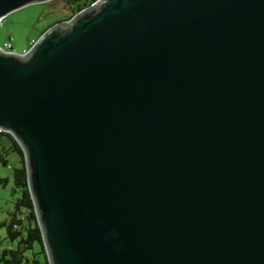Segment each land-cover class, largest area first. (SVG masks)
<instances>
[{
    "label": "water",
    "instance_id": "water-1",
    "mask_svg": "<svg viewBox=\"0 0 264 264\" xmlns=\"http://www.w3.org/2000/svg\"><path fill=\"white\" fill-rule=\"evenodd\" d=\"M0 130L49 264H264V0H96L0 49Z\"/></svg>",
    "mask_w": 264,
    "mask_h": 264
},
{
    "label": "trees",
    "instance_id": "trees-1",
    "mask_svg": "<svg viewBox=\"0 0 264 264\" xmlns=\"http://www.w3.org/2000/svg\"><path fill=\"white\" fill-rule=\"evenodd\" d=\"M64 1L69 8L70 19L96 0ZM51 25L45 27L40 34ZM5 138L10 141L11 147L5 144ZM10 153L15 154L14 159L10 158ZM0 164L12 169L11 194L14 197L12 209L0 220V228L4 229L5 238L9 241L7 245H0V264H49L28 189L23 150L12 135L3 130H0ZM8 182L9 178L0 174V185L5 187Z\"/></svg>",
    "mask_w": 264,
    "mask_h": 264
},
{
    "label": "rangeland",
    "instance_id": "rangeland-1",
    "mask_svg": "<svg viewBox=\"0 0 264 264\" xmlns=\"http://www.w3.org/2000/svg\"><path fill=\"white\" fill-rule=\"evenodd\" d=\"M70 11L64 0H50L43 3H33L6 15L0 21V47L6 42L12 43L14 53H24L41 35L40 32L56 21L68 20ZM5 144L9 147L10 141L5 138ZM14 159L15 154H9ZM0 174L9 178L8 184L0 185V220L6 217L12 209L13 195L11 194L12 169L0 164ZM4 229L0 228V245H7Z\"/></svg>",
    "mask_w": 264,
    "mask_h": 264
},
{
    "label": "built area",
    "instance_id": "built-area-1",
    "mask_svg": "<svg viewBox=\"0 0 264 264\" xmlns=\"http://www.w3.org/2000/svg\"><path fill=\"white\" fill-rule=\"evenodd\" d=\"M1 50L3 51H7V52H13L11 49H12V43L11 42H6L4 44V47H0ZM1 212V210H0Z\"/></svg>",
    "mask_w": 264,
    "mask_h": 264
},
{
    "label": "crops",
    "instance_id": "crops-1",
    "mask_svg": "<svg viewBox=\"0 0 264 264\" xmlns=\"http://www.w3.org/2000/svg\"><path fill=\"white\" fill-rule=\"evenodd\" d=\"M3 219V218H2Z\"/></svg>",
    "mask_w": 264,
    "mask_h": 264
}]
</instances>
